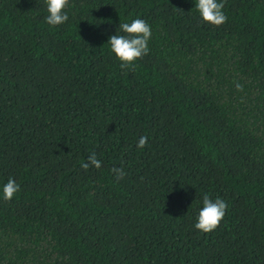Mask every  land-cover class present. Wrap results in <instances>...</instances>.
Segmentation results:
<instances>
[{"label":"trees","instance_id":"16d2710c","mask_svg":"<svg viewBox=\"0 0 264 264\" xmlns=\"http://www.w3.org/2000/svg\"><path fill=\"white\" fill-rule=\"evenodd\" d=\"M223 2L216 26L194 0H69L52 27L0 0V264H264V0ZM137 16L150 51L121 69ZM204 193L228 205L207 233Z\"/></svg>","mask_w":264,"mask_h":264},{"label":"clouds","instance_id":"9594fccd","mask_svg":"<svg viewBox=\"0 0 264 264\" xmlns=\"http://www.w3.org/2000/svg\"><path fill=\"white\" fill-rule=\"evenodd\" d=\"M47 15L45 22L52 27L63 25L69 21V13L67 8L69 0H44ZM194 9L199 14L202 22L210 25H220L224 23L227 16L224 12L223 0H194ZM152 38V27L143 18L137 16L134 19L120 20L119 26L114 35L108 38V47L110 53L120 62L121 69L133 67L135 62L150 51L149 41ZM237 89H241L242 85L236 84ZM148 142V136H140L137 141V148L143 149ZM101 161L97 158L96 153L92 152L81 163V167L88 169L89 167L100 168ZM117 179H122L126 173L122 168H114ZM20 184L17 180L9 176L7 181L0 183V199L11 200L18 194ZM200 205L196 213L194 228L207 233L214 230L225 216L227 202L217 196L210 197L209 194H202Z\"/></svg>","mask_w":264,"mask_h":264}]
</instances>
